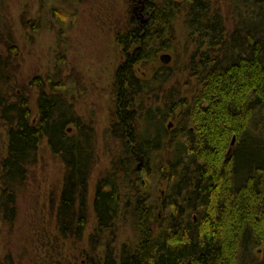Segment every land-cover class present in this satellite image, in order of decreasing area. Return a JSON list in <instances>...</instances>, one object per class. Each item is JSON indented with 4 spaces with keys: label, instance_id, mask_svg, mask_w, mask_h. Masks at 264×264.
Instances as JSON below:
<instances>
[{
    "label": "trees",
    "instance_id": "trees-1",
    "mask_svg": "<svg viewBox=\"0 0 264 264\" xmlns=\"http://www.w3.org/2000/svg\"><path fill=\"white\" fill-rule=\"evenodd\" d=\"M145 4L146 23L130 17L115 33L122 60L114 73L110 131L121 153L95 185L96 226L89 238L96 259L88 263L264 264V0H231L232 27L217 0ZM178 19L193 44L190 98L165 87L173 67L163 60L178 47ZM16 48L11 36L0 38V120L7 136L0 219L14 220L17 191L45 139L64 165L57 230L62 238L79 240L88 219L94 132L61 94L60 68L33 77L28 91L19 89L11 57ZM154 61L159 67L153 74H137L136 67ZM152 98L159 103L152 105ZM170 116L178 123L167 133ZM137 156L146 173L154 166L163 196L151 201L131 166ZM126 217L133 219L137 238L116 248L115 226Z\"/></svg>",
    "mask_w": 264,
    "mask_h": 264
},
{
    "label": "rangeland",
    "instance_id": "rangeland-1",
    "mask_svg": "<svg viewBox=\"0 0 264 264\" xmlns=\"http://www.w3.org/2000/svg\"><path fill=\"white\" fill-rule=\"evenodd\" d=\"M230 1L217 0L228 27H232L231 13L228 14ZM141 6L137 0H0V38L7 40L11 36L17 44L11 56L16 64L14 83L28 91L26 85L33 77H45L60 68L61 94L72 105L73 112L92 127L95 146V164L88 180V219L82 237L62 238L57 230L55 212L64 165L50 152L44 139L38 146L35 164L28 167L25 181L17 191L14 220L5 223L0 219V264H89L88 258L96 259L89 238L96 226L92 204L95 185L112 169L111 159L121 153L120 141L110 131L114 73L122 60L115 33L125 27L130 17L137 23L147 19ZM187 37L183 22L178 19V47L174 54L165 53L169 56L163 64L173 67L165 87L175 86L180 97L190 98L195 77L188 68L193 44ZM157 64L154 61L147 66L139 65L137 74L149 76L158 69ZM153 100H150L152 105L159 103ZM35 103L32 96L31 111ZM177 123L170 116L164 124L166 132L174 131ZM6 141L0 120V162L6 154ZM131 166L140 172L141 184L149 188L151 201L163 196L164 183L158 182L152 164L146 173L142 157L137 156ZM115 228L116 248L135 242L137 233L132 218L118 221ZM100 251L102 247L98 254Z\"/></svg>",
    "mask_w": 264,
    "mask_h": 264
},
{
    "label": "flooded vegetation",
    "instance_id": "flooded-vegetation-1",
    "mask_svg": "<svg viewBox=\"0 0 264 264\" xmlns=\"http://www.w3.org/2000/svg\"><path fill=\"white\" fill-rule=\"evenodd\" d=\"M133 1V0H132ZM138 3L141 2L142 6H141V10H144L146 9V0H142V1H137ZM145 13H146V10H145ZM143 23H146V20L142 21V22H139V24H143ZM93 201H94V197H93ZM93 204V203H92Z\"/></svg>",
    "mask_w": 264,
    "mask_h": 264
},
{
    "label": "water",
    "instance_id": "water-1",
    "mask_svg": "<svg viewBox=\"0 0 264 264\" xmlns=\"http://www.w3.org/2000/svg\"><path fill=\"white\" fill-rule=\"evenodd\" d=\"M234 140V139H233Z\"/></svg>",
    "mask_w": 264,
    "mask_h": 264
}]
</instances>
